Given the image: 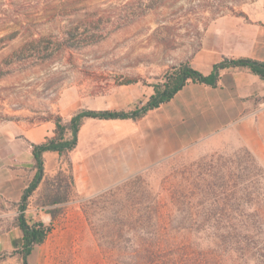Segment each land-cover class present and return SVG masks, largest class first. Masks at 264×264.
Listing matches in <instances>:
<instances>
[{
    "label": "rangeland",
    "instance_id": "1",
    "mask_svg": "<svg viewBox=\"0 0 264 264\" xmlns=\"http://www.w3.org/2000/svg\"><path fill=\"white\" fill-rule=\"evenodd\" d=\"M252 1L0 0V126L33 125L50 112L68 120L85 108L134 109L172 65L189 61L218 18L238 14ZM95 31L102 38L89 44ZM70 41H81L79 48H67ZM39 50L51 55L35 58ZM127 77L139 81L123 84ZM120 85L130 88L121 91ZM83 124L85 140L68 156L70 167L84 162L88 182L111 181L87 190L71 186L69 196L77 202L62 206L56 217L60 264H113L114 229L123 225L129 239L127 225L135 222L144 235L142 226L155 222L148 217L151 208L172 211L187 224L226 222L204 214L244 202H215L212 195L264 192V162L233 131L171 147L144 164L143 151L153 146L139 120L90 118Z\"/></svg>",
    "mask_w": 264,
    "mask_h": 264
},
{
    "label": "crops",
    "instance_id": "2",
    "mask_svg": "<svg viewBox=\"0 0 264 264\" xmlns=\"http://www.w3.org/2000/svg\"><path fill=\"white\" fill-rule=\"evenodd\" d=\"M238 57L264 61V0H254L240 13L218 18L207 29L202 45L190 54L189 63L209 74L224 58ZM119 88L128 91L130 87L120 85ZM263 97L264 79L246 67L222 68L214 84L189 81L170 101L137 119L142 125L140 132L143 138H148L153 146L152 151H143L147 155L143 163L148 164L165 155L173 147H188L230 131L242 139L241 145L264 162ZM83 126L77 148L85 140ZM55 128L53 120L33 125L11 121L0 126V257L4 255L0 264H23V257L14 251L23 242V232L17 224L19 206L37 173L33 145L53 136ZM43 165L44 177L28 197L24 213L30 224H51V231L45 242L34 248L29 261L31 264H60L62 252L57 249L62 240V233L57 234L60 220L53 219L47 210L77 201L71 194L65 202L43 204L45 179H54L57 174L64 173L71 176L72 187L78 191L87 190L88 184L110 183L111 177H99L100 180L89 177L91 180L88 182L86 164L77 162L70 167L68 157L58 151L43 152Z\"/></svg>",
    "mask_w": 264,
    "mask_h": 264
},
{
    "label": "trees",
    "instance_id": "3",
    "mask_svg": "<svg viewBox=\"0 0 264 264\" xmlns=\"http://www.w3.org/2000/svg\"><path fill=\"white\" fill-rule=\"evenodd\" d=\"M87 38L89 44H94L102 37L101 33L95 31ZM35 41L36 39L32 38L29 42ZM78 42L81 41H70L67 48H79ZM50 55L51 53L39 50L35 58L45 59ZM230 66L249 68L264 79V61L249 57L224 58L214 65L209 74L196 69L189 61H181L172 65L161 79L152 83L153 94L144 104L134 109L85 108L68 120L51 112L45 116L43 119L53 120L56 128L53 136L33 145L37 173L23 194L17 217V224L23 232V242L14 253L23 257V264H31L29 256L32 251L45 242L51 231V224H30L24 213L28 197L44 177L43 152L58 151L68 157L78 146L79 132L86 119H140L150 110L170 101L189 81L214 84L220 70ZM138 81L139 78L127 77L122 83ZM70 177L59 173L54 179L46 178L43 204L53 205L67 201L72 186ZM254 191L245 190L239 198L237 191L227 193L224 197L220 194L212 195L215 202H220V199L225 200L227 204L237 200L244 202L243 207L237 206L239 203L234 207H215L208 209L204 214L206 218H226V222L187 224L176 221L175 218L179 215L174 216L172 211L165 213L159 207L151 208L148 217L150 220L154 218L155 222L142 226L144 235L139 234L140 227L135 222L127 225L133 233L129 239L125 238L127 229L125 230L123 225L114 229L113 264H264V192ZM176 195L177 192H174L173 197ZM47 211L55 219L62 207H51ZM187 213L195 215L193 212ZM2 257L4 255L0 259Z\"/></svg>",
    "mask_w": 264,
    "mask_h": 264
}]
</instances>
